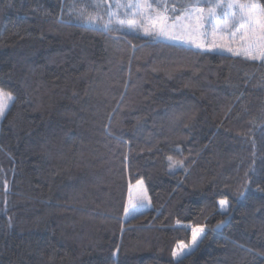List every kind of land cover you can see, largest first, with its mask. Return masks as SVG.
I'll use <instances>...</instances> for the list:
<instances>
[{
	"label": "trees",
	"instance_id": "16d2710c",
	"mask_svg": "<svg viewBox=\"0 0 264 264\" xmlns=\"http://www.w3.org/2000/svg\"><path fill=\"white\" fill-rule=\"evenodd\" d=\"M97 2L0 0V87L16 97L0 122V264H175L197 225L206 238L183 264H251L245 249L264 250V67L142 32L117 40L68 14ZM137 179L152 208L125 219Z\"/></svg>",
	"mask_w": 264,
	"mask_h": 264
},
{
	"label": "snow or ice",
	"instance_id": "6c2138e0",
	"mask_svg": "<svg viewBox=\"0 0 264 264\" xmlns=\"http://www.w3.org/2000/svg\"><path fill=\"white\" fill-rule=\"evenodd\" d=\"M68 14L80 21L86 30L115 33L114 38L117 40L126 37L128 33L139 35L142 32L153 41L163 39L185 49L227 53V58L238 57L264 67V4L260 0H185L182 3L177 0H98L90 8H81ZM57 23L71 24V20L65 21L61 16ZM15 102L13 93L0 87V122L8 118ZM105 132L112 135L110 124L105 126ZM177 155L182 156L183 153L177 150ZM166 159L167 169L173 174L179 169L187 172L188 165L184 159H177L173 155ZM255 160L253 140V161L249 171L245 173L246 177L249 173H255ZM247 191V188L240 191L237 199H244ZM257 191L264 192V188L258 185ZM218 203L222 215L230 216L229 200L221 199ZM150 206L151 198L145 182L137 179L134 187L129 185L123 205V217L136 219ZM224 222L220 221L213 231L219 230ZM176 223L180 224L181 221L177 220ZM6 227H13L11 217L8 218ZM204 238L205 226L193 227L190 243L179 241L171 252L175 264H183ZM118 251L119 248L112 253L113 257L117 256ZM245 251L252 258L251 264H255L257 258L264 259V250L248 247Z\"/></svg>",
	"mask_w": 264,
	"mask_h": 264
},
{
	"label": "rangeland",
	"instance_id": "374dc122",
	"mask_svg": "<svg viewBox=\"0 0 264 264\" xmlns=\"http://www.w3.org/2000/svg\"><path fill=\"white\" fill-rule=\"evenodd\" d=\"M151 208H152V205H151L150 207L146 208L143 212L148 211V210H150Z\"/></svg>",
	"mask_w": 264,
	"mask_h": 264
},
{
	"label": "water",
	"instance_id": "95a60500",
	"mask_svg": "<svg viewBox=\"0 0 264 264\" xmlns=\"http://www.w3.org/2000/svg\"><path fill=\"white\" fill-rule=\"evenodd\" d=\"M218 231H220V229Z\"/></svg>",
	"mask_w": 264,
	"mask_h": 264
}]
</instances>
